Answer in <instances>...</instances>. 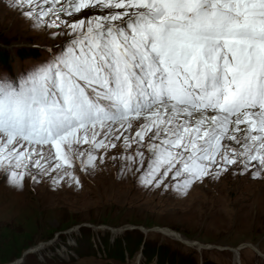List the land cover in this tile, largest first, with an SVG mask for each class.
Instances as JSON below:
<instances>
[{
    "label": "snow or ice",
    "instance_id": "snow-or-ice-1",
    "mask_svg": "<svg viewBox=\"0 0 264 264\" xmlns=\"http://www.w3.org/2000/svg\"><path fill=\"white\" fill-rule=\"evenodd\" d=\"M0 4L53 41L0 78L10 185L81 189L106 165L161 194L264 182V0Z\"/></svg>",
    "mask_w": 264,
    "mask_h": 264
},
{
    "label": "rangeland",
    "instance_id": "rangeland-1",
    "mask_svg": "<svg viewBox=\"0 0 264 264\" xmlns=\"http://www.w3.org/2000/svg\"><path fill=\"white\" fill-rule=\"evenodd\" d=\"M52 43L0 4V78ZM105 169L79 174L81 189H17L0 172V264H264V182L225 175L161 194Z\"/></svg>",
    "mask_w": 264,
    "mask_h": 264
},
{
    "label": "trees",
    "instance_id": "trees-1",
    "mask_svg": "<svg viewBox=\"0 0 264 264\" xmlns=\"http://www.w3.org/2000/svg\"><path fill=\"white\" fill-rule=\"evenodd\" d=\"M7 61V57L0 53V63H5ZM120 256L122 257V254L120 253Z\"/></svg>",
    "mask_w": 264,
    "mask_h": 264
},
{
    "label": "bare ground",
    "instance_id": "bare-ground-1",
    "mask_svg": "<svg viewBox=\"0 0 264 264\" xmlns=\"http://www.w3.org/2000/svg\"><path fill=\"white\" fill-rule=\"evenodd\" d=\"M165 233L168 235V236H172V237H175V238H178V236L177 235H174V234H172L171 232H169V231H165ZM237 252H238V249L237 250H234V253L237 255Z\"/></svg>",
    "mask_w": 264,
    "mask_h": 264
}]
</instances>
